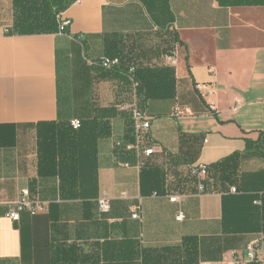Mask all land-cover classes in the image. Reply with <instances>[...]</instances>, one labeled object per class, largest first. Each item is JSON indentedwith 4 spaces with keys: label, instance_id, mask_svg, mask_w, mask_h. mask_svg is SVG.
<instances>
[{
    "label": "crops",
    "instance_id": "1",
    "mask_svg": "<svg viewBox=\"0 0 264 264\" xmlns=\"http://www.w3.org/2000/svg\"><path fill=\"white\" fill-rule=\"evenodd\" d=\"M61 14L66 32L22 34L15 0H0V264H157L148 252L162 248L177 255L160 264H189L191 246L194 264H249L261 212L235 199L264 194V6L74 0ZM106 57L121 65L103 69ZM133 106L151 119L143 146L156 148L143 172L117 155L135 140ZM74 119L85 122L86 165L71 160L68 170L79 178L89 167L90 190L61 187L59 158L40 165V132L50 144V129ZM220 162L216 184L198 193L189 168ZM24 189L48 210L14 222L7 212Z\"/></svg>",
    "mask_w": 264,
    "mask_h": 264
},
{
    "label": "trees",
    "instance_id": "2",
    "mask_svg": "<svg viewBox=\"0 0 264 264\" xmlns=\"http://www.w3.org/2000/svg\"><path fill=\"white\" fill-rule=\"evenodd\" d=\"M73 1L74 0H15L16 32L22 34L56 32L57 29L59 30L58 19H57L58 15L61 14L63 11H65ZM219 2L223 6H246V5L264 6V0H219ZM134 68H135V72L132 76L134 81L137 83L136 89L138 92H142L143 88L141 87V83L137 79V68L136 67ZM80 121H81V127L77 130L71 126V122L68 125L69 129L65 131L50 129V144L47 143L48 138L46 136H43V133L40 132V135L42 134L39 137V150L41 157L40 165L44 162L46 165H48V167L49 164L50 167L54 166L56 165V158H59L60 169L58 171V175L61 180V187L69 189L72 186H76L77 184H80V186H86L87 189L90 190L93 187V185H95L96 178L95 176H93V174H92L93 178L90 177L89 167L87 168L88 171L86 173V177L83 176L82 173H80V177L78 178L75 175L76 171L73 174L68 170L69 166H71L69 165L71 160H75V164L79 166L81 169L86 165V160L84 158V150L82 149V146L84 144V139H86L84 133L85 122H83L82 120ZM56 133L60 134L61 136L63 134L67 139L66 141H63V143L59 141L58 143L59 148H55L56 142L54 139ZM100 134H102V136L106 135L108 134V130H105V128H103V130H101L100 133H97V137L93 133V136L91 137L92 140L94 139L95 141ZM262 134L264 135V131L262 132ZM236 156L237 155H233L225 159L223 162H227L228 160H231ZM223 162H220L216 165L208 166L210 172V177L207 178L208 182H206L208 188L212 185V183L216 184V181L218 179H217V174L214 172V170H216L217 172V167L221 166V163L223 164ZM149 166H150V160L147 161L141 172L146 170ZM228 173H229L228 175L224 173V176H220V178L222 177L223 180L230 179L231 176L229 175L231 172ZM189 178L192 180L193 183L196 184V179L194 177L189 176ZM210 179H212V182H209ZM156 193H158L159 195V192ZM89 195L90 194L88 193V196ZM235 200L237 202L250 200L251 203H254L257 200L261 201V204L259 205L261 212V226L259 228L261 233L264 234V194L260 197L259 196L236 197ZM190 248L191 250H189L187 253L189 255L188 260H189V264H194L197 257L195 251L196 249L195 246H191ZM148 254L151 255V258L155 257L154 262L160 264L163 260H166L170 256H176L177 252H174V250L171 251L169 248H162L159 250H151L148 252ZM144 258H147L145 252H144ZM175 260L177 259H171V261L174 262Z\"/></svg>",
    "mask_w": 264,
    "mask_h": 264
},
{
    "label": "built area",
    "instance_id": "3",
    "mask_svg": "<svg viewBox=\"0 0 264 264\" xmlns=\"http://www.w3.org/2000/svg\"><path fill=\"white\" fill-rule=\"evenodd\" d=\"M58 24H59V32H66L67 28L71 24V20L64 18L62 14L58 15ZM168 63L175 65L176 58L175 55H168L167 57ZM121 65V61L119 58H109L106 57L101 61V66L105 70H111L114 68H118ZM135 72V68L130 69V76H132ZM133 78V76H132ZM137 87V83H135ZM237 111V108H235ZM132 121H133V137L134 141L129 143H119L117 148V155L120 157H125L122 164L126 168H136L141 171L148 160H150L154 154L156 153L155 147H145L142 144L143 136L150 130L151 128V119L150 117L138 109L137 106H133L130 108ZM71 126L74 129H79L81 127V121L79 119H74L71 121ZM189 175L196 179V186L198 193H205L208 190V185L206 182L207 178L210 177V172L208 166L199 165V166H191L189 168ZM212 182V179L209 180ZM231 193L236 192V188L230 189ZM154 196H158V193H154ZM181 196L179 194H174L169 196V200L171 203H179ZM255 204L260 205L261 201H255ZM48 204L35 198L29 189H24L21 192V196L19 200L9 206V210L7 212V217L14 221H20L23 213H29L32 216L43 214L47 212ZM99 210L102 213H106L110 210V200L105 196L99 200ZM132 217L134 219L139 218V208L137 207L134 211ZM186 218L185 213L182 209H180L177 213L176 220L179 222L184 221ZM236 264H239L243 261L239 256L235 257ZM247 261L249 264H264V235L261 234L259 238L249 243L247 246Z\"/></svg>",
    "mask_w": 264,
    "mask_h": 264
},
{
    "label": "rangeland",
    "instance_id": "4",
    "mask_svg": "<svg viewBox=\"0 0 264 264\" xmlns=\"http://www.w3.org/2000/svg\"><path fill=\"white\" fill-rule=\"evenodd\" d=\"M264 235V234H263Z\"/></svg>",
    "mask_w": 264,
    "mask_h": 264
}]
</instances>
